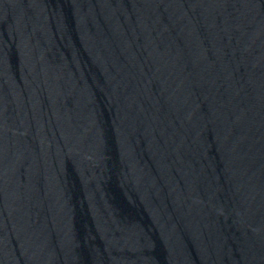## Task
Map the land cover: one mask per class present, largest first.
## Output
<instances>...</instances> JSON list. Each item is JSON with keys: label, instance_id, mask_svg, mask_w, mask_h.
I'll use <instances>...</instances> for the list:
<instances>
[{"label": "water", "instance_id": "1", "mask_svg": "<svg viewBox=\"0 0 264 264\" xmlns=\"http://www.w3.org/2000/svg\"><path fill=\"white\" fill-rule=\"evenodd\" d=\"M0 264H264V0H0Z\"/></svg>", "mask_w": 264, "mask_h": 264}]
</instances>
